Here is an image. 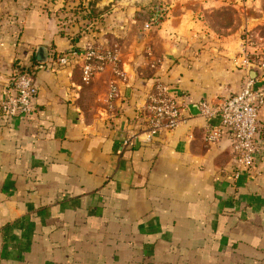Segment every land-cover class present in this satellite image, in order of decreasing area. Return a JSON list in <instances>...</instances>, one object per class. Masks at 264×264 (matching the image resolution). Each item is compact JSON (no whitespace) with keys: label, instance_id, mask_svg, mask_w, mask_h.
I'll use <instances>...</instances> for the list:
<instances>
[{"label":"crops","instance_id":"crops-1","mask_svg":"<svg viewBox=\"0 0 264 264\" xmlns=\"http://www.w3.org/2000/svg\"><path fill=\"white\" fill-rule=\"evenodd\" d=\"M64 1L0 0V99L15 61L48 49L42 66L35 59L31 112L0 111V264H264V103L253 165L238 174L230 129L206 141L218 117L199 107L247 75L264 86V71L235 64L237 37L197 17L212 2L173 0L149 30L114 6L74 43L114 49L122 72L108 65L83 81L80 58L55 60L72 46L59 32ZM111 80L119 93L108 101ZM157 81L185 120L143 141Z\"/></svg>","mask_w":264,"mask_h":264},{"label":"built area","instance_id":"built-area-1","mask_svg":"<svg viewBox=\"0 0 264 264\" xmlns=\"http://www.w3.org/2000/svg\"><path fill=\"white\" fill-rule=\"evenodd\" d=\"M162 16V7L157 5L149 20L144 23V27L151 28L158 25ZM249 41L250 33L246 28L239 37L238 51L232 56V61L237 65L253 64L264 71V49H258ZM55 57L59 64L80 58L83 81H88L108 65H112L115 72H122V69L116 66L117 52L110 47H102L97 44L87 45L83 50L64 51ZM257 81H259L257 77L247 75L239 90L222 95L215 103L206 99H201L199 102L200 112L203 116L218 117V124L209 127L204 132L206 141H215L220 136L222 127L230 129L235 174L253 165L254 154L258 149V124L260 109L264 103V86H258ZM118 93L116 82L111 80L105 98L110 101ZM36 94L37 85L33 77L26 72H17L13 79V92L6 93L0 99V111L7 117L28 114L32 110ZM146 109V128L142 132L141 138L143 141H151L159 133L173 129L185 120L181 114L178 100L170 92L168 86L161 81L155 82L149 92ZM134 137L132 135L126 138L124 143L130 144Z\"/></svg>","mask_w":264,"mask_h":264},{"label":"rangeland","instance_id":"rangeland-1","mask_svg":"<svg viewBox=\"0 0 264 264\" xmlns=\"http://www.w3.org/2000/svg\"><path fill=\"white\" fill-rule=\"evenodd\" d=\"M53 1L54 0H50ZM66 1V0H65ZM64 1V3H65ZM81 4L84 3L83 0ZM100 1V0H95ZM173 0H108V4L95 6L96 9L108 8L107 13L119 6L120 9L129 15H135L140 20L142 28L149 30L157 27L163 20H165L169 13ZM206 1V0H205ZM212 2L207 8H201L196 12V15L204 23L209 26L212 32L219 34H233L237 37V42L240 35L246 28L249 29L250 43L255 45L258 49H264V0H207ZM63 3V5H64ZM112 3L114 5H112ZM162 7L163 16L160 23L151 28H145L144 23L149 20L151 13L155 7ZM103 23V19L94 23L90 31H97L99 29L96 24Z\"/></svg>","mask_w":264,"mask_h":264},{"label":"trees","instance_id":"trees-1","mask_svg":"<svg viewBox=\"0 0 264 264\" xmlns=\"http://www.w3.org/2000/svg\"><path fill=\"white\" fill-rule=\"evenodd\" d=\"M107 7L103 9L95 8V0L89 1L88 5H82L81 1L66 0L64 5L59 11H56L59 24V32L69 37L72 41V46L65 51L71 50H83L85 47L76 45L74 40L82 33H88L90 28L94 26V23L101 21L104 18V14L107 13ZM62 12V14H61ZM35 56L34 53L30 56V62L22 64L15 61L16 72H26L32 74L34 71ZM12 76V80L14 79Z\"/></svg>","mask_w":264,"mask_h":264},{"label":"water","instance_id":"water-1","mask_svg":"<svg viewBox=\"0 0 264 264\" xmlns=\"http://www.w3.org/2000/svg\"><path fill=\"white\" fill-rule=\"evenodd\" d=\"M34 55H35V59L38 63V65L42 66L46 60H47V57H48V49L45 45H38L36 48H35V51H34ZM196 107H198V105H195Z\"/></svg>","mask_w":264,"mask_h":264}]
</instances>
